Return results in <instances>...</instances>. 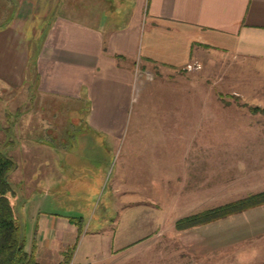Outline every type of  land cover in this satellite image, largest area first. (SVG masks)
Masks as SVG:
<instances>
[{
    "label": "crops",
    "instance_id": "crops-1",
    "mask_svg": "<svg viewBox=\"0 0 264 264\" xmlns=\"http://www.w3.org/2000/svg\"><path fill=\"white\" fill-rule=\"evenodd\" d=\"M103 2L108 6L99 9L79 3L71 13L70 0H0V87L20 88L31 78L32 70L51 95L77 98L84 87L88 99L84 126L98 148L105 149L112 140L118 142L135 107L140 110L138 119L145 120L146 126L171 132L179 146L168 160L165 155L150 159L149 149L137 150L132 140L123 164L127 173L122 181H112L110 197L115 199H105L102 209L96 211L98 187L86 202L88 216L80 215L81 210L75 219L37 212L31 230L24 235V249L34 246L37 264H155L151 256L159 253L157 249H189L191 253L228 249L226 236L216 242L218 238L214 241L205 234L199 246L197 235L186 239L184 234L201 226H217L223 219L264 204L203 224L175 227L177 219L200 211L173 218L168 207L181 204V198L166 193L180 173L182 156L183 137L171 127L197 125L196 108L192 103L178 104L173 97V104L161 103L165 112L156 116V105H145L144 76L138 80L133 99V67L138 59L147 83L153 80V73L183 70L200 63L205 54H221L233 62L228 76L234 78L235 92H259L264 88V0ZM33 38H39L34 45ZM17 109L14 105V111ZM143 112L147 118H142ZM165 133L158 134L164 139ZM158 134L142 138L160 141ZM67 143L64 164L71 157L66 149L73 147L69 136ZM162 151L164 154V146ZM43 158L31 154V172L37 176L42 169L51 180L49 161ZM63 183L60 189L71 195L83 188L74 182Z\"/></svg>",
    "mask_w": 264,
    "mask_h": 264
},
{
    "label": "rangeland",
    "instance_id": "rangeland-1",
    "mask_svg": "<svg viewBox=\"0 0 264 264\" xmlns=\"http://www.w3.org/2000/svg\"><path fill=\"white\" fill-rule=\"evenodd\" d=\"M79 3L90 9L108 6L103 0H70L71 13ZM38 40L33 38V45ZM136 64L147 88L145 105L155 104L153 113L156 116L165 112L161 103L173 104V97L178 104L192 103L196 108L197 125L171 127L184 138L180 143V173L175 177L176 182H172V189L166 191L170 197L181 198V204L168 207L173 218L264 189V111L252 113L248 109L254 105L264 107V88L247 94L235 92L238 88L234 78L228 76L233 62L221 54H205L200 63L183 70L155 75L149 69L153 80L147 83L138 59ZM32 71L31 78H26L20 88L4 90L0 87V144L10 141V146L3 152L9 154L15 163L8 174L13 192L8 199L14 221L24 235L31 230L37 212H55L75 219L77 211L81 210L80 215L84 212L82 214L88 216L86 202L98 187L100 202L96 211L102 209V202L112 193V181H122L127 173L123 164L132 140H135L133 146L139 148L137 150L145 152L149 149L150 159L165 155L168 160L170 154H175L179 141L171 132H162L161 126H146L142 122L145 120L138 119L139 107L134 108L118 142L112 140L105 149L98 148L99 144L88 138L90 132L84 126L88 112L85 88L81 87L77 98L51 95L40 86L41 78ZM14 105L18 107L16 111ZM15 114H21L20 118ZM155 133H165L164 139L159 134L160 141L142 138ZM68 136L73 147L66 149L71 157L66 158L64 164L62 155L69 144ZM33 152L49 161L51 180L45 178L42 169L37 176L31 172L30 156ZM63 182H74L83 188L79 192L74 190L71 195L60 189ZM177 183L181 184L178 188L174 186ZM46 186L50 188L47 190ZM76 199H81L78 206H74ZM217 224L201 226L196 232L193 230L184 235L186 239L197 235L199 246L205 234L214 241L218 238L216 242L226 236L228 249L206 253L200 250L191 253L189 249H157L159 253L152 254V261L155 258V264H264V205ZM78 243L79 239L76 245Z\"/></svg>",
    "mask_w": 264,
    "mask_h": 264
},
{
    "label": "trees",
    "instance_id": "trees-1",
    "mask_svg": "<svg viewBox=\"0 0 264 264\" xmlns=\"http://www.w3.org/2000/svg\"><path fill=\"white\" fill-rule=\"evenodd\" d=\"M248 109L252 113L264 111V107L257 106ZM10 144V141L0 144V264H37L32 250L34 246L27 251L24 249L25 236L20 226L14 221L8 199V195L13 194L8 174L15 163L12 157L3 151ZM261 204H264V190L181 217L175 221V227L182 229L203 224Z\"/></svg>",
    "mask_w": 264,
    "mask_h": 264
},
{
    "label": "built area",
    "instance_id": "built-area-1",
    "mask_svg": "<svg viewBox=\"0 0 264 264\" xmlns=\"http://www.w3.org/2000/svg\"><path fill=\"white\" fill-rule=\"evenodd\" d=\"M137 62V61H136ZM136 62H135V65H134V67H133V72H134V82H133V99L135 98V96H136V87H137V85H138V80L140 79V75H141V73H140V70L138 69V67H137V64H136ZM67 264H71V262L70 263H67Z\"/></svg>",
    "mask_w": 264,
    "mask_h": 264
}]
</instances>
